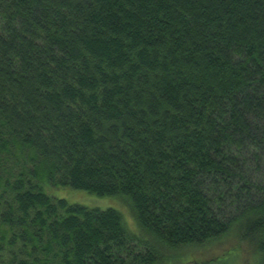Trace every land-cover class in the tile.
I'll use <instances>...</instances> for the list:
<instances>
[{
  "label": "trees",
  "instance_id": "trees-1",
  "mask_svg": "<svg viewBox=\"0 0 264 264\" xmlns=\"http://www.w3.org/2000/svg\"><path fill=\"white\" fill-rule=\"evenodd\" d=\"M232 232L264 264V0H0V264H188Z\"/></svg>",
  "mask_w": 264,
  "mask_h": 264
},
{
  "label": "rangeland",
  "instance_id": "rangeland-1",
  "mask_svg": "<svg viewBox=\"0 0 264 264\" xmlns=\"http://www.w3.org/2000/svg\"><path fill=\"white\" fill-rule=\"evenodd\" d=\"M48 194L53 198L64 199L68 203L84 207L115 209L122 214L124 225L129 230H133V232L136 230L132 212L127 202L122 198H98L70 188L54 189L48 192ZM238 242L239 240L235 232H232L222 239L207 244L199 249H181L176 252L174 256L175 258L179 256L181 261L185 263L190 262L188 264H195V262L207 264L211 263L215 258L219 264H256L254 252L246 246L245 243L241 244L240 247L235 250V246Z\"/></svg>",
  "mask_w": 264,
  "mask_h": 264
}]
</instances>
